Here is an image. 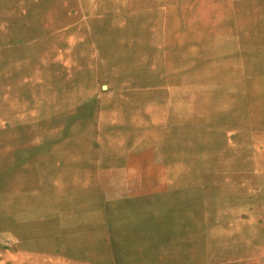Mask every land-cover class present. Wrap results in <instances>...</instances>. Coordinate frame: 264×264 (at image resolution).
<instances>
[{"label": "rangeland", "instance_id": "1", "mask_svg": "<svg viewBox=\"0 0 264 264\" xmlns=\"http://www.w3.org/2000/svg\"><path fill=\"white\" fill-rule=\"evenodd\" d=\"M0 264H264V0H0Z\"/></svg>", "mask_w": 264, "mask_h": 264}]
</instances>
